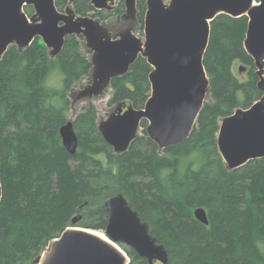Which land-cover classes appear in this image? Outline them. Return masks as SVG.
<instances>
[{"label":"trees","instance_id":"16d2710c","mask_svg":"<svg viewBox=\"0 0 264 264\" xmlns=\"http://www.w3.org/2000/svg\"><path fill=\"white\" fill-rule=\"evenodd\" d=\"M55 5L104 24L125 22L124 0L110 10H97L90 0ZM30 6H24L29 17ZM135 9L133 31L142 32L147 0H136ZM247 25V16L225 13L211 22L204 55L210 86L188 138L160 148L142 120L143 133L121 153L102 138L95 104L88 101L74 112L69 98L75 83L91 80V50L82 36L66 37L55 57L39 37L26 48L10 45L0 58V264H32L72 225L105 231L104 201L117 193L164 246L167 264H264V157L228 170L217 148L221 120L262 96L254 60L244 48ZM55 68L62 73V89L46 86ZM151 70L139 55L126 73L111 79L109 105L143 107ZM70 118L75 154L59 133ZM198 207L208 224L194 217ZM118 244L129 264H161Z\"/></svg>","mask_w":264,"mask_h":264},{"label":"water","instance_id":"95a60500","mask_svg":"<svg viewBox=\"0 0 264 264\" xmlns=\"http://www.w3.org/2000/svg\"><path fill=\"white\" fill-rule=\"evenodd\" d=\"M72 4L74 0H67ZM117 0H90L97 10H110ZM124 19L134 20L136 0H124ZM25 5L34 14L28 16ZM247 16L244 48L253 58L259 100L248 108H238L224 117L217 133V148L226 168H239L250 160L264 157V0H147L141 39L129 25L114 32L98 18L77 15L68 6L63 12L55 0H0V58L10 45L28 47L41 38L55 57L68 36H82L91 50V80L75 93L72 105L82 98L96 97L110 86L113 77L126 73L141 55L152 67L149 73L150 96L141 108L120 103L98 129L104 141L121 153L139 135L142 120L146 132L160 148L178 144L188 138L202 109L210 81L204 67L210 25L219 14ZM245 67L239 66L243 72ZM59 133L70 154L78 146L72 118ZM2 185L0 181V202ZM107 212L105 234L110 242L85 228L67 227L50 240L32 264H129L123 243L149 262L167 264V252L151 235L122 193L104 201ZM194 217L208 224L206 211L198 207ZM78 217L72 219L75 224ZM108 239V238H107ZM108 239V240H109Z\"/></svg>","mask_w":264,"mask_h":264},{"label":"rangeland","instance_id":"374dc122","mask_svg":"<svg viewBox=\"0 0 264 264\" xmlns=\"http://www.w3.org/2000/svg\"><path fill=\"white\" fill-rule=\"evenodd\" d=\"M169 0H164L165 3H167ZM31 7V6H30ZM32 8V7H31ZM32 13H34V9L32 8ZM110 29H112V31L114 32H119L121 29H123L124 27H127L129 25H132V21L131 20H127L125 24H114V21H107L106 24ZM134 35L138 36L139 38L143 39L144 38V33L143 30L142 32L140 31H134L133 32ZM240 65H242V63H236L235 67L238 68ZM245 72V70L243 71ZM63 76L61 71L58 68H55L51 71V73L49 74L47 80H46V86L50 87V88H54V89H62L63 88ZM88 84V80L86 78H83L82 80H80V82L75 83L72 86V89L70 91L69 94V98L70 101L74 99L75 97V93L80 89H83V86ZM110 86L107 88V90L104 91L103 94L96 96V97H91V98H82L80 100H77L73 107H74V112L76 110L79 111L81 109V107L88 101H92L95 104V107L97 109V115H98V120L101 121L103 119H106L107 116L109 115V113L112 111L113 106L109 105L108 100L110 97ZM70 113V117L72 116ZM139 133L142 134L143 133V128L140 127L139 129ZM77 228H83V227H78ZM85 229H89L92 231H95L97 233L102 234L104 237L108 238L109 237L105 234V231L103 230H95V229H90V228H85ZM110 240V239H109ZM118 246L120 248H122L119 244ZM123 249V248H122Z\"/></svg>","mask_w":264,"mask_h":264},{"label":"bare ground","instance_id":"6f19581e","mask_svg":"<svg viewBox=\"0 0 264 264\" xmlns=\"http://www.w3.org/2000/svg\"><path fill=\"white\" fill-rule=\"evenodd\" d=\"M89 231H92V230H89ZM92 232L96 233L98 236H100V237L104 238L105 240H107L108 242L112 243L110 240H108V239H107L106 237H104L102 234L97 233V232H95V231H92Z\"/></svg>","mask_w":264,"mask_h":264},{"label":"flooded vegetation","instance_id":"af4514ba","mask_svg":"<svg viewBox=\"0 0 264 264\" xmlns=\"http://www.w3.org/2000/svg\"><path fill=\"white\" fill-rule=\"evenodd\" d=\"M125 20V22H123L122 24H125L126 23V21H127V19H124ZM132 21V24H133V20H131Z\"/></svg>","mask_w":264,"mask_h":264}]
</instances>
